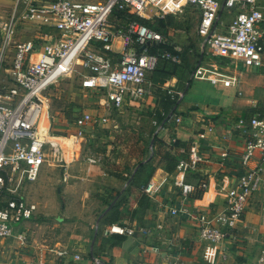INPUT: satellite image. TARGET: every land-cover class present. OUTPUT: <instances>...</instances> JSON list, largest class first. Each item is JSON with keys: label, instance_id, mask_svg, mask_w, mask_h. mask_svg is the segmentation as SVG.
Returning a JSON list of instances; mask_svg holds the SVG:
<instances>
[{"label": "built area", "instance_id": "built-area-1", "mask_svg": "<svg viewBox=\"0 0 264 264\" xmlns=\"http://www.w3.org/2000/svg\"><path fill=\"white\" fill-rule=\"evenodd\" d=\"M172 1L175 0L165 3L161 0L14 1L7 20L0 23V241L13 239L20 246L26 244V235L15 233L14 225L31 219L38 208L19 195L24 182H36L42 166H58L67 171L75 160V148L91 142V137L87 138L85 134L88 127L106 125L109 122L104 116L106 112L120 111L127 103L142 100L152 86L148 76L159 61L180 63L178 49L174 48L176 54L147 52L146 47L167 42L161 34L131 23L127 36L123 37L120 31L108 25V16L113 10H125L142 18L149 7L163 11ZM183 1L199 12L197 31L204 48L208 47L215 57L225 60L227 67L264 68V0ZM223 13L227 15V23L216 32ZM26 24L52 28L57 35L41 49L33 41L16 42V29ZM116 37L124 40V48L117 55L112 53ZM131 45L142 50L138 53L129 48ZM75 66L87 73L82 76V88L100 93L99 105L105 114H79L72 121L74 134L61 137L52 131L45 93L71 75ZM201 69L195 71L193 79L220 81L232 86L238 84L235 75L214 72L208 77ZM164 90L170 99L178 102L180 94L171 87ZM173 118L176 123L180 122L179 117L173 116L167 121ZM236 127L247 128L252 137L240 157L242 173L225 192L224 210L213 216L203 212L195 218L199 240L207 244L220 245L228 235L234 238L232 231L242 223L248 199L264 185V114L239 119ZM211 130L207 129L208 132ZM196 136L204 139L205 133ZM186 155L187 159H180L176 165L177 175L173 182L174 187L180 189L184 203L190 194L207 189L205 183L185 181L186 173L194 172L202 162L197 143H191ZM220 156L227 158V151L224 149ZM99 161L94 156L83 159L88 167L98 165ZM158 189L159 186L149 180L140 192L152 197ZM180 212L190 214L185 206ZM135 232L146 234L144 229L118 224L106 226L102 234L129 238ZM146 250L153 254L159 252L156 247ZM66 254L65 251L58 253L59 256ZM73 258L80 260L79 255ZM93 262L100 264L97 259ZM263 263L264 251H261L257 264ZM169 264H178V259L172 258Z\"/></svg>", "mask_w": 264, "mask_h": 264}, {"label": "crops", "instance_id": "crops-1", "mask_svg": "<svg viewBox=\"0 0 264 264\" xmlns=\"http://www.w3.org/2000/svg\"><path fill=\"white\" fill-rule=\"evenodd\" d=\"M155 9L156 13H145L142 18L159 17L158 11L161 10ZM27 29L28 35L16 42L33 41L38 49L57 35L54 29L35 24H27ZM132 46L129 48L135 50ZM123 48V38L116 37L112 43V53L117 55ZM191 67V62L187 60L170 75L157 72L149 74L152 86L140 100L146 104L136 106L138 110L145 106L148 108L147 104L153 106L156 98L152 95V90L156 88L164 90L165 87H171L176 90V94H180L176 108L172 107L168 114V117H179L180 122L176 123L173 118L167 123H160L156 128L161 145L154 146L157 169L150 181L159 186L157 193L152 197L144 196L145 199L139 205L136 198L130 199L128 205L122 204L123 211L117 218L116 224L144 229L146 234L137 232L133 243L123 248L126 238L102 234L106 227L102 225L103 218L107 212L99 221L100 231L91 248L99 214L105 210L106 203L114 198L115 193L122 192L126 186L97 165L88 167L84 162H79L78 173L81 177L86 180L96 179L99 183L95 191L96 197L92 201L93 209L86 214L85 206L81 200L79 202L78 196L73 199L78 204L75 209H72L70 202L60 203L61 210L52 215L44 244L38 241L39 225L32 217L30 222L19 229L26 235L24 246L13 239L0 241V264H95L93 259H97L100 264H169L172 258H177L178 264H257L261 251H264V185L248 199L242 223L232 231L234 238L228 235L220 245L199 240L196 216L203 212L210 216L221 213L225 205V192L236 183L242 173L240 157L252 135L247 128L240 129L236 125L239 119L246 118V112L252 108L245 109L241 95L239 99L236 96L225 97L226 93L223 91L235 89L236 86L220 81L192 79L194 70L190 71ZM232 74L238 75L237 77L242 75L236 70ZM257 76L262 77L259 71ZM198 92H201V96L196 98L198 101L201 99V104L194 101L193 95ZM233 93L238 96L236 89ZM215 96L218 97V102L213 103ZM162 110L165 112L167 108H159L161 115ZM209 128L212 129L211 132L207 131ZM198 133H205V138H197ZM175 140L181 144L178 149L172 148ZM193 142L197 143L202 162L194 172L186 173L185 181L191 184L205 183L207 189L190 194L184 203L180 189L173 185L177 170L171 157L187 159L186 153ZM224 149L228 157L222 159L220 154ZM73 166L72 164L68 170ZM116 201L117 198L112 203ZM182 206H185L189 215L180 212ZM172 211H176V214L173 215ZM95 214L98 216L95 217ZM150 247L158 248L159 252H148L146 249ZM62 251L67 254L59 256L58 253ZM74 255H79L80 260H74Z\"/></svg>", "mask_w": 264, "mask_h": 264}, {"label": "rangeland", "instance_id": "rangeland-1", "mask_svg": "<svg viewBox=\"0 0 264 264\" xmlns=\"http://www.w3.org/2000/svg\"><path fill=\"white\" fill-rule=\"evenodd\" d=\"M72 1L90 3L101 0ZM161 1L163 3L166 2V0ZM13 3L14 0H0V23L7 20ZM175 8L176 10H174ZM167 9L158 11L159 17L167 22V28L162 36L166 39L167 43L183 54V58L191 62L192 67L190 71L194 70L192 72V79L195 71L199 67H203L201 73H205L208 77H211L214 72L234 75L232 71L236 70L242 75L239 77L235 75L238 79V84L234 88L237 93L239 89L245 109L252 108L255 111H264V68L258 70L260 75H262V77H259L257 76V70H249V68L242 65H239L236 69L227 67L225 60L215 57L208 47L204 48L202 46V41L197 31L199 12L195 7L186 4L183 0H175L169 4ZM156 12L157 10L154 7H149L146 10V13L149 15ZM220 21L221 24L217 26L216 32H220L223 25L227 23V15L225 13H223ZM27 30V24L20 25L18 30L16 29L17 32L14 35V40L19 41L23 36H27L29 33ZM161 62H158L156 69L160 67ZM163 64L167 69L172 67L168 63ZM245 73H251L252 75H243ZM86 75L87 73L79 66H75V71L71 75L50 87L45 93L48 100L52 131L57 136L65 137L74 134V129L71 126L72 121L81 113H89L94 116H102L104 113L103 108L99 105L100 93L96 90L83 89L81 86L82 76ZM235 89H225L223 91L226 93L225 97L234 98L236 96L238 98L240 95L237 96L233 93ZM174 91L176 90L174 89ZM219 91L221 92V89ZM152 95L156 98V103L153 106L152 104H147L148 108L145 106L138 110L136 106L138 107L141 104L145 105V101H139L137 102L138 104L131 105L127 103L120 111L104 113V116L109 120L108 124L88 127L85 133L87 137H91V142L87 144L81 143L75 148V161L71 163V166L72 164L74 165L71 170L64 171L63 168L58 166H42L36 182L23 183L18 193L27 201L36 204L38 208L33 219L39 225L37 226V235L39 236L38 241L41 244L45 243V233L50 227L52 215L58 214L61 210L60 203H63V201L65 203L70 202L72 209H75L78 204L77 201L73 202V199H77L76 196H78L79 202L81 200V203L85 206L84 210L86 214H89L90 209H93L92 201L96 197L95 191L99 183L96 179L86 180L81 177L78 173L80 171L79 162H83V159L88 156H94L100 159L97 167L104 171H114V167L120 170L123 169L122 162L118 161L116 154L112 153L113 148L111 142L113 138L111 135L113 133L122 135L128 128L133 131V137L138 138L140 142L134 148L135 155L129 158L131 163L136 162L137 158L135 156L139 155L141 150L145 148L148 134L152 129H155V126L160 123L161 118L165 114L162 110L163 115H161L162 113L159 112V108H169L166 91L161 88H156L152 90ZM200 96L201 92L193 95L195 97L194 101L198 104H201V99L199 101L197 99ZM228 100L230 101V99ZM212 102H218V97L215 96ZM113 124H116V127H113ZM123 151L125 152L124 149ZM96 216L98 215L95 214ZM30 221L24 220L16 223L14 225V232H20L19 229L23 225H26V222Z\"/></svg>", "mask_w": 264, "mask_h": 264}, {"label": "trees", "instance_id": "trees-1", "mask_svg": "<svg viewBox=\"0 0 264 264\" xmlns=\"http://www.w3.org/2000/svg\"><path fill=\"white\" fill-rule=\"evenodd\" d=\"M107 23L108 25L112 26L115 31H120L121 34H123V37L127 36V29L129 24L131 23H137L161 35H164V32L167 28V22L161 17H152L151 19H143L125 10L124 11L113 10L111 14L108 16ZM132 47L135 48L136 52L138 53L140 52V48H138L136 45H133ZM146 50L149 54H156L162 52L176 54L174 47H172V45H170L167 42L164 44L150 45L146 47ZM179 55L181 59L179 64H174L168 61H162L160 67L158 69H155L154 72L170 75L172 72H174L176 69L180 67L181 63L187 61L185 58H183V54L181 52L179 53ZM163 63H168L172 67L167 69V67ZM167 99L169 100L168 102L169 108L165 110V114L161 118L160 123L162 122L167 123L169 110L172 109V107L176 108L177 106L176 101H173L168 96ZM256 114L263 115L264 111L249 110L245 114L246 117L245 119H248ZM159 124H157V126ZM157 126H155V129H152L148 134L146 146L143 150H141L139 155L135 156L137 158L135 163H131L129 158L135 155L134 148L136 144L138 145V143L140 142L138 141V138L133 137V131L129 130L128 128L122 135L119 133H113L111 135L113 138V141L111 142L113 148L112 153L116 154V159L122 162L123 169L120 170L119 168L117 169V167H114L115 169L114 171L106 170V173L109 176H112L116 179L121 180L123 183H126L132 176L134 169L136 167L138 168L134 172L133 177L131 178L130 182L126 185L124 190L122 192L120 191L116 192L114 198L110 202L106 203V208H107L112 203V201L117 198V201L113 204L111 209L104 216L102 223L103 226H108L117 223L118 214L123 211L122 204L125 203L128 205L130 199L132 200V198H136L135 200H138V205H139L140 202L143 201V199H145L144 197L145 195L141 194L140 188L146 185V183L151 179L155 170L157 169V160H156L157 154L155 152L154 146L161 145L157 138L158 136V132L156 133ZM129 131L131 132L130 134L132 136L129 134ZM150 143H152L151 147H150ZM180 146L181 144L175 140V143L172 145V148L178 149V147ZM123 149L125 150V152L123 151ZM138 156H140V158H138ZM171 160L176 167L180 159L178 160L177 157H171ZM103 212H101V214ZM99 231L100 230L98 227L96 231V236H98Z\"/></svg>", "mask_w": 264, "mask_h": 264}, {"label": "water", "instance_id": "water-1", "mask_svg": "<svg viewBox=\"0 0 264 264\" xmlns=\"http://www.w3.org/2000/svg\"><path fill=\"white\" fill-rule=\"evenodd\" d=\"M142 50V49H140ZM152 146V143H150V147ZM150 158V157H149ZM138 167H136L132 173V176L130 177V179L125 183V186L130 182L131 178L133 177V174L134 172L137 170ZM114 202L111 203L105 210L104 212L98 217L97 221H96V226H95V231H94V236H93V240L91 242V248L94 244V241H95V237H96V231H97V228H98V224H99V221L102 219V217L111 209V207L113 206ZM136 235H137V232L133 233L129 238H126L125 241L123 242V248H127L131 243H133V241L135 240L136 238Z\"/></svg>", "mask_w": 264, "mask_h": 264}, {"label": "bare ground", "instance_id": "bare-ground-1", "mask_svg": "<svg viewBox=\"0 0 264 264\" xmlns=\"http://www.w3.org/2000/svg\"><path fill=\"white\" fill-rule=\"evenodd\" d=\"M58 141H61V142H64V143H67V144H69V142H68V141H66V140L58 139Z\"/></svg>", "mask_w": 264, "mask_h": 264}]
</instances>
